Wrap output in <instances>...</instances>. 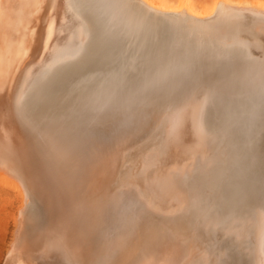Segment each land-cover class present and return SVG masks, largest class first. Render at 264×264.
<instances>
[{"label": "bare ground", "instance_id": "6f19581e", "mask_svg": "<svg viewBox=\"0 0 264 264\" xmlns=\"http://www.w3.org/2000/svg\"><path fill=\"white\" fill-rule=\"evenodd\" d=\"M98 1L108 21L132 34L140 23L153 27L145 23L153 16L170 20L166 45L132 46L106 70H84L72 89L50 96L47 73L69 62L63 55L85 57L87 40L74 47L60 39L66 12L79 14L83 0H56L51 14L45 0H0V175L26 196L8 263L114 264L144 218L176 209L190 237L214 247L205 251L190 238L185 256L166 264H244L243 254L246 264H264V69L244 59L253 50L247 42L197 35L229 12L264 15V4L216 0L199 10L190 0ZM155 125L139 172L115 190L127 147ZM247 233L255 247L245 254L239 243Z\"/></svg>", "mask_w": 264, "mask_h": 264}, {"label": "rangeland", "instance_id": "374dc122", "mask_svg": "<svg viewBox=\"0 0 264 264\" xmlns=\"http://www.w3.org/2000/svg\"><path fill=\"white\" fill-rule=\"evenodd\" d=\"M65 1L67 2L68 0H65ZM179 1H185V0H166V2L168 4H171V5H177L179 3ZM190 1L194 4L195 7H197L200 10V9H204L207 7L208 8L211 7L216 0H190ZM230 1H232L236 4H240L243 2L251 3L253 1H258L261 4H264V0H230ZM45 2L47 4V6L50 8V9L48 8L50 10L49 13L51 14L52 12H54L55 7H56V0H45ZM46 4L44 5L43 11H45ZM242 11L243 10H237V11H235L236 13L235 12H229V13L225 14V16L226 15L228 16V17L226 16L227 18L224 16L221 19L216 20V22L214 21V22L210 23L209 25L208 24L202 25L201 27L203 29L200 27V31H197V35H201V36L205 35L204 37H206L209 40L210 39H212L213 41L215 40L214 42H217L222 38H226L228 40H236L237 39L240 41L247 42V44L250 45V47L253 50H252V52H249V54L244 56V59L245 60L246 59L248 60L249 58L256 59L257 60L256 62L258 63V65L259 64L262 65V70H263L264 69V63H263L264 62L263 61L264 60V58H263L264 57V51H261V50L264 49V36H263L264 35V15L258 14V13H255V12H252L249 10H247V11L244 10L243 12ZM66 15L68 18H67V21H64L66 23H64L63 25L67 26V27L63 26L65 28V31L61 32L63 34L60 33V36L62 35L61 36L62 38H60L61 43L63 45H71L74 43L73 46L78 47L79 45H82L83 40L84 41L87 40V42H88L90 39L89 38L90 37L89 36V30L86 26V22L83 19V15L80 13L78 14L74 10L67 11ZM41 17L42 18H40L41 21L39 20L40 21L39 25H40V28L42 30L44 22H43V16H41ZM239 18H240V21H239ZM70 21H71V23H70ZM147 22H150L151 23V24L149 23L150 25H152L153 27H155L158 30L159 29L162 30L163 32L165 30H168L169 25L171 24L170 20L168 22V21H162V20H159L156 18L148 19V20H146L145 23H147ZM175 23H178V21H175ZM67 24H69V25H67ZM217 24H219V25H217ZM45 26H46V24H45ZM80 27H82L85 30V33L81 32ZM256 28H257V30H256ZM217 29H218V32H217ZM66 31H68L69 34L66 33ZM44 32H45V30L42 31V35L45 34ZM64 34H66V37ZM63 38H65V39H63ZM83 50H85V49H82V51ZM86 51L83 52L82 54L84 55V53H87ZM77 54L78 53H76V54L75 53H72V54L65 53L63 55V58L68 59L69 61H74L77 58ZM261 54H263V55H261ZM261 57L263 60L261 59ZM258 59L260 60V63L258 62L259 61ZM261 61H263V62H261ZM65 65H66V63H65ZM65 65L63 67H65ZM63 67H62V69H63ZM62 69L59 70V73H56V72L54 73L52 71L48 72L47 73V79L49 80V82L50 81H56L61 76V73H63V71L66 72L65 70H62ZM76 83H78V82H76ZM76 83L74 82V84H72V85H70V83H69L63 87H61L62 86L61 84H58L57 89L53 90L50 88V92H49L50 96H54L57 93H61L62 91L66 90V89H67L66 90V92H67L68 89L69 88L72 89V87ZM52 92H53V94H52ZM157 126H158L157 129H159L158 130L159 132L156 130V125H155L154 127H152L153 129L147 133V135H144L143 138L138 140V142L136 141L135 144L133 143L132 145L127 147L129 149V153H127L128 154L127 156H124L123 158H121V159H123L122 161L120 159V162L118 164V165H120V166H118L120 168H118V167L116 168L117 172L115 171L116 172V174L114 175L115 178L112 179V181L115 185V187H114L115 190L120 189L122 187V185L124 184V181H125L123 178L127 179V178H130L132 176L135 177L134 174L137 175V173L139 172V170L141 168L140 167L141 166V160L139 159V157L142 154L140 152H143L144 150L147 151V150H149V148H151L150 146L153 145V141L157 140L156 137L154 136V135H156L155 132L156 133L158 132V135H160V134H161V136L163 135L162 134L163 132L161 131L163 129L161 127H159L160 124H157ZM151 137L152 138L154 137V138L152 139ZM146 139H147V141H146ZM141 141L143 142V144ZM148 141L150 142V144ZM130 147H131V149H130ZM136 147H139V148L141 147V148L140 149L137 148V150H136ZM130 160H131V162H130ZM135 160H137V162ZM134 162H136V164L138 165V168H136L137 165H134L135 164ZM125 165H128V168L131 167V165H132V167L130 168V171H128L129 169ZM132 168H134V169H132ZM131 169H132V171H131ZM126 171L129 173L127 174ZM131 172H132V174H131L132 176H130ZM121 175H122V180H121ZM125 175H128V176H125ZM1 177L2 176L0 175V264H12V263H8V257L10 255L9 251L12 250V248H13L12 246L14 245V242H15L16 230L18 228V219H19L18 216L20 215V208L25 204L24 197L26 198V196H25L24 192L21 190L20 186H18L17 184L15 185L10 180H7L6 178H4L5 181L7 180L5 182L4 179H1ZM120 182L123 183V184L121 183L122 184L121 186H120ZM114 185L112 184V186H114ZM32 205L34 206V208H35V205L38 208H41L43 205V200L41 201L40 198L34 197V201L32 202ZM181 212H182L181 210H176V209L172 210V211H162V210H156L155 209V211H154L155 215L144 218L139 223V225L135 228V230H133V232L131 234V237H133V238L129 237L128 241L125 243V245L122 248L123 250L120 251V254H119L120 256L118 255L119 257L117 256V258L115 259L116 261H114V264H166L167 258L170 259L173 256H175V257L179 256V257L183 258L185 256V252H186L185 247H186V249H187V247H189V245H190L189 241H191V239H192L190 237V235H193V234H191L190 230L188 229L189 228L188 227L189 224H187L188 222L185 223V221H188V220H186L188 218L185 219L186 216H184V218H183L180 215ZM158 215L160 217H158ZM180 216L182 219H180ZM176 217H179L180 220ZM164 221L165 222L167 221V223H164ZM249 235H251V236H249ZM253 236L251 233H247L245 236H243L244 242L239 243L240 248H242V251L244 252L246 250L244 252L245 254L248 253L249 250H252L255 247L253 244L255 237L253 238ZM248 237H250L249 240L247 239ZM205 238H202V239L197 238V240L192 239L193 244L198 246L199 245L198 243H201V246L200 245L199 246L201 248L204 247V249L205 248H213L214 246L211 242H209V243L207 242L208 243L207 244L206 241H203V242L201 241V240H205ZM240 238H241V236H240ZM199 239L201 242H199ZM223 239H224V236H220L217 240L221 241ZM236 239L238 240L239 238H236ZM195 240H196V242H195ZM239 241H242V240L239 239ZM12 242H13V244H12ZM204 243L206 246L204 245ZM141 244H142V246H141ZM246 247L248 248V250ZM194 248H196V247H194ZM204 249H202V251H201V249H198V250H200V253L202 254L204 252ZM205 251H206V249H205ZM132 254H134V255H132ZM242 260H245V261H243L244 264L247 263V259H246V256H244V254L242 256ZM176 264H183V263L179 262Z\"/></svg>", "mask_w": 264, "mask_h": 264}, {"label": "water", "instance_id": "95a60500", "mask_svg": "<svg viewBox=\"0 0 264 264\" xmlns=\"http://www.w3.org/2000/svg\"><path fill=\"white\" fill-rule=\"evenodd\" d=\"M108 1L114 5L118 3L117 0ZM97 2L99 1L83 0L84 9L80 10L79 8L78 11L80 14L86 15L87 10L85 8L90 10L89 19L86 21L89 25L90 39L87 44V53L84 54L85 57L80 60L77 58L74 61H69L63 69L61 68L66 72L61 73L59 78L62 79L58 78L56 81L49 82L51 89H57L58 84L63 87L69 83L70 85L74 84L75 79H84L87 76L84 70H87L88 73L93 69H101V67L106 70L113 62L117 61V58L121 59L128 54L133 49L132 46L148 50L166 45L167 30L163 32L155 27L140 23L135 34H132V28L128 25L121 26V24L114 21H108L106 13ZM123 11L124 14L129 13L125 9ZM146 15L151 16L147 13ZM66 90L62 92L64 93ZM262 140L264 145V137Z\"/></svg>", "mask_w": 264, "mask_h": 264}]
</instances>
